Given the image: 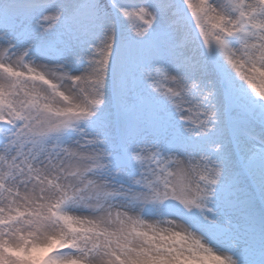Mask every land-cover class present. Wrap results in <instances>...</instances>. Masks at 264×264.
Masks as SVG:
<instances>
[{
	"label": "snow or ice",
	"instance_id": "6c2138e0",
	"mask_svg": "<svg viewBox=\"0 0 264 264\" xmlns=\"http://www.w3.org/2000/svg\"><path fill=\"white\" fill-rule=\"evenodd\" d=\"M0 264H264V0H0Z\"/></svg>",
	"mask_w": 264,
	"mask_h": 264
}]
</instances>
